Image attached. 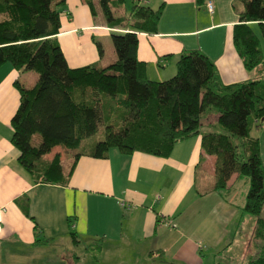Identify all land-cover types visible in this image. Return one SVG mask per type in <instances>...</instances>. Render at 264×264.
I'll list each match as a JSON object with an SVG mask.
<instances>
[{
    "label": "crops",
    "instance_id": "1",
    "mask_svg": "<svg viewBox=\"0 0 264 264\" xmlns=\"http://www.w3.org/2000/svg\"><path fill=\"white\" fill-rule=\"evenodd\" d=\"M234 3L132 0L131 5L163 9L156 33L137 34V59L146 64L147 79L161 81L168 70L175 74L178 56L199 50L225 85L264 80V63L247 71L233 44L239 23ZM60 11L57 41L70 68L115 62L110 47L105 58L104 42L121 30L108 28L97 10L93 16L84 0H64ZM249 25L257 33L256 24ZM36 80L34 73L9 63L0 66V264H205L207 255V264H218L217 256L242 255L248 248L249 243H236L244 232L245 200L237 199L233 180L241 178L233 175L225 189H213L216 158L202 151L200 136L176 144L168 158L127 156L117 149L104 158L82 155L71 172L73 155L57 146L42 160L58 155L63 175L70 173L67 185L33 182L11 145L10 120L19 105L14 82L32 88ZM205 122L201 133L208 126V131L217 129ZM252 136L259 141L264 166V122ZM22 198L25 204L16 202Z\"/></svg>",
    "mask_w": 264,
    "mask_h": 264
},
{
    "label": "trees",
    "instance_id": "2",
    "mask_svg": "<svg viewBox=\"0 0 264 264\" xmlns=\"http://www.w3.org/2000/svg\"><path fill=\"white\" fill-rule=\"evenodd\" d=\"M84 1L93 16L100 9L108 28L121 30L110 33L116 60L104 68L68 66L57 41L64 0H0V66L9 63L37 76L32 88L14 82L19 105L10 120V142L19 152L20 167L35 183L65 186L70 173L63 175L59 156L42 160L54 147L80 149L71 172L82 155L104 158L117 149L127 156L168 158L176 144L200 136L202 151L216 158L214 190L225 189L233 175L248 182L243 212L256 222L244 264H264V166L259 141L252 136L264 122V80L225 85L206 55L185 50L173 77L150 81L146 64L137 59V34L156 33L162 7L153 11L132 5L127 17H119L112 9L124 0ZM195 2L202 6L205 0ZM233 7L239 19L233 44L251 71L264 63L259 38L249 25L255 23L264 34V0H235ZM96 46L102 56L101 45ZM210 113L224 132L201 133ZM99 130L102 139L89 142ZM36 135L40 142L34 146ZM22 210L28 215L25 206Z\"/></svg>",
    "mask_w": 264,
    "mask_h": 264
},
{
    "label": "rangeland",
    "instance_id": "3",
    "mask_svg": "<svg viewBox=\"0 0 264 264\" xmlns=\"http://www.w3.org/2000/svg\"><path fill=\"white\" fill-rule=\"evenodd\" d=\"M131 4H132V0H124V3L122 5H120L116 9H112L115 16H121V15H124V13H128L131 6H132ZM97 11L99 12V14H98L99 18L105 22V19L102 16L99 8H97ZM255 29L257 30V36L259 38V46H260V49L262 51L263 62H264V34H262V32L258 26H255ZM109 47H110V49H113L112 42L110 39V35H109V38L104 42L103 50L105 53V58H107L109 55V50H108ZM169 73H170L169 70L166 71L163 74L164 79L159 78L161 81H156V82H162V81L168 80L174 76V73H173V75H169ZM212 117H215V116L213 113H210L207 115L206 120L208 121L209 124H211L213 126V125H216V120L214 121ZM205 121L203 123H206ZM202 129L204 130V132H207L208 130H211L212 127L208 126L206 128H202ZM215 130H218L219 132H224V130H222L220 127L218 129H215ZM99 139H102V130H99L98 133L96 135H94L93 137H91L88 141L94 142V141L99 140ZM39 142H40V137L38 135H36L34 137V140H32V144L34 146H37L39 144ZM65 151L67 152L68 155H74L75 153L79 152L80 149L78 148V149H74V150H65ZM233 181L235 182L233 189L235 191L237 199L240 200L241 198H244V200H245V195H246V192L248 190V182L246 181L245 178H241L239 180L234 178ZM263 215H264V213H263ZM243 216H244L243 220L245 221V224L244 225L242 224L244 232H243L242 237L239 238V236H237V241H236V243H238L237 247H239L241 245H247L248 243L251 242L252 232H253V229L255 227V222H256V219L253 216H250L246 213H244ZM66 243H67V241H66ZM61 245H63V244H61ZM249 252L252 254L254 252V250L252 249ZM246 253H247V249L242 253V255H240V252L239 253L238 252H229L226 257H223L222 255L217 256L216 257V263H218V264H244ZM209 259H211V258L207 255L204 259L206 261L205 264H207V262H209L208 261Z\"/></svg>",
    "mask_w": 264,
    "mask_h": 264
},
{
    "label": "built area",
    "instance_id": "4",
    "mask_svg": "<svg viewBox=\"0 0 264 264\" xmlns=\"http://www.w3.org/2000/svg\"><path fill=\"white\" fill-rule=\"evenodd\" d=\"M206 8H207V11L210 12V13H211L212 10H213V6H212L211 3H207V4H206Z\"/></svg>",
    "mask_w": 264,
    "mask_h": 264
}]
</instances>
